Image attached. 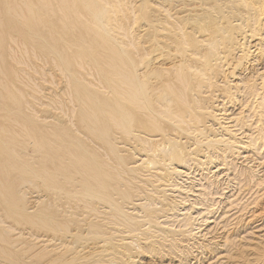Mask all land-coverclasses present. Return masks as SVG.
I'll return each instance as SVG.
<instances>
[{"label": "rangeland", "instance_id": "1", "mask_svg": "<svg viewBox=\"0 0 264 264\" xmlns=\"http://www.w3.org/2000/svg\"><path fill=\"white\" fill-rule=\"evenodd\" d=\"M62 1L0 0V264H264V0Z\"/></svg>", "mask_w": 264, "mask_h": 264}, {"label": "bare ground", "instance_id": "2", "mask_svg": "<svg viewBox=\"0 0 264 264\" xmlns=\"http://www.w3.org/2000/svg\"><path fill=\"white\" fill-rule=\"evenodd\" d=\"M93 3V2H92ZM61 4H62V7L63 8H66V7H68V5H66L65 4V1L63 0L62 2H61ZM86 4V3H85ZM96 4V3H95ZM65 5V6H64ZM91 6H92V4H91ZM8 9V8H7ZM88 10V9H87ZM8 13V12H7ZM89 13H90V11H89ZM54 14V13H53ZM69 14V13H68ZM81 16V15H80ZM99 15H96V16H94V22H96V17H98ZM10 17H11V15H10ZM94 22H92V24L93 25H96ZM86 31L89 33V31L90 30H88V28L86 29ZM94 32V30L93 31H90V34L91 33H93ZM93 35H96V34H94L93 33ZM91 40H92V43H93V45L92 46H89V49H88V52H90L91 54H93V51H94V46L96 45V38H94V39H92L91 38ZM79 42V41H78ZM82 43H80V45H78L79 47H82V45H81ZM54 62V61H53ZM69 63V62H68ZM68 66V65H67ZM79 66V65H78ZM96 66V65H95ZM67 68V67H66ZM68 70V69H67ZM65 71V70H64ZM68 72V71H67ZM63 76V75H62ZM116 81H114V83H115ZM121 83L123 84V85H126L127 87H130V91L128 92V99H126V100H128V102H129V105H135L137 102H138V100H139V98H138V92L140 91V92H144L145 91V88H143V86L145 87V85L143 84V83H141V84H139L138 86H137V84H138V82H137V84H135L134 82H133V80L132 79H129V78H125V79H122L121 80ZM74 84V83H73ZM105 85L106 86H110L111 85V82H109V81H107L106 83H105ZM72 86V85H71ZM86 87H87V85H86ZM92 87V86H91ZM121 89V88H120ZM93 90V89H92ZM75 92H77V91H75ZM96 91H91V90H84V91H82V93L80 92V94L82 95L81 96V99H78V102L80 103V105H83L84 106V108H86V109H88V111H91V113H87V114H84L86 117H91V121H93V124H94V126L92 127V128H90V130H89V132H90V135L94 138V139H96V115L98 114V113H96L97 112V110H96V93H95ZM139 92V93H140ZM113 95L115 94L116 95V93H118V91L117 90H113ZM75 94H77V93H75ZM114 95V96H115ZM119 95V94H118ZM126 95V94H125ZM77 96H78V94H77ZM120 96H122V95H120ZM144 97V96H143ZM164 100V99H163ZM144 101H145V99H144ZM16 102V101H15ZM106 105H107V103H106ZM116 105V104H115ZM122 105V104H121ZM83 106H81L82 108H83ZM108 106V105H107ZM117 107H119V105H117ZM83 108V109H84ZM91 109V110H90ZM79 110H81V109H79ZM85 110V109H84ZM150 110V109H149ZM101 111V110H100ZM151 112V111H150ZM103 113V112H102ZM151 113H153V112H151ZM100 114V113H99ZM98 114V115H99ZM80 116V115H79ZM158 116V115H157ZM111 117V116H110ZM179 117V116H178ZM87 118V119H88ZM108 118V117H107ZM82 119V118H81ZM164 120V119H163ZM166 120V119H165ZM82 121V120H81ZM80 121V122H81ZM168 122V121H167ZM92 123V122H91ZM98 123V122H97ZM169 123V122H168ZM142 124H145L143 121H142ZM174 124V123H173ZM92 125V124H91ZM86 126V125H85ZM103 127V126H102ZM118 127V126H117ZM86 128V127H85ZM177 128V127H176ZM178 129V128H177ZM97 130H98V128H97ZM103 130V129H102ZM180 130V129H179ZM105 131V130H104ZM181 131V130H180ZM99 132V131H98ZM104 133V132H103ZM181 133H182V131H181ZM100 134V133H99ZM101 135H102V133H101ZM69 140H70V138H69ZM76 140H78L77 138H76ZM161 141V140H160ZM162 142V141H161ZM77 144V143H76ZM48 145V144H47ZM160 147V146H159ZM161 147H163V146H161ZM169 147V146H168ZM41 149V148H40ZM161 149H163V148H161ZM65 150V152H68L69 151V149L68 148H66V149H64ZM81 150V149H80ZM159 150V149H158ZM163 151V150H162ZM158 152V151H157ZM156 152V153H157ZM165 152V151H164ZM182 152V151H181ZM181 152H179V151H177V150H175L174 152L172 151V152H170L169 154H167V155H163L162 157L163 158H165V159H169L170 161H180V160H182L183 159V157H182V154L183 153H181ZM87 156H88V154H87ZM72 157V156H71ZM83 157V156H82ZM167 162V161H166ZM151 164V163H150ZM148 165V164H147ZM94 182H96V181H94ZM86 189V188H85ZM86 196V195H85ZM84 196V197H85ZM92 197V196H91ZM93 198V197H92ZM94 199V198H93ZM150 214V213H149ZM150 225V224H149Z\"/></svg>", "mask_w": 264, "mask_h": 264}]
</instances>
